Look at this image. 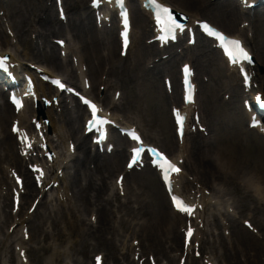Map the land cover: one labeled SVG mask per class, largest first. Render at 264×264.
Listing matches in <instances>:
<instances>
[{
    "label": "rangeland",
    "instance_id": "obj_1",
    "mask_svg": "<svg viewBox=\"0 0 264 264\" xmlns=\"http://www.w3.org/2000/svg\"><path fill=\"white\" fill-rule=\"evenodd\" d=\"M177 1L178 2L181 1V4L185 3L188 7L193 8L191 7V4L187 0H177ZM194 4L196 5L195 2ZM191 11L193 13L199 14L202 17L209 18L214 22L218 23L219 25L226 27L228 29H233L236 26L237 21L230 22L218 10L211 9L207 5L195 7V9ZM263 25L264 23H262L260 29H262ZM258 29H256L257 40L255 42V48L260 56H264V47H263L264 42H263V38L261 39L259 36ZM102 50L103 53L105 52L109 55V58H112L110 60V65H109L111 69V76L117 80L116 81L115 79H113V81L123 90L125 109L127 111L137 113L139 115V117L143 121V125L149 126L150 135H152L155 132L158 133L160 138V144L169 153L173 154L174 152H176L175 145H173V135L168 125V117H169L168 106L166 104V98L162 86V74L163 72L167 73V71L165 70L161 71L158 70V68L149 69L148 67H146L147 64L146 63L145 65L144 64L140 65L139 68L136 70V72L133 75L126 78V81L123 82L120 79V76L123 74V69L121 67L117 68L115 66H112V65L123 66V64H120L115 60V57L117 58V49H115L112 43L110 42V40H108L106 44V50L108 52H106L105 50V45L102 47ZM131 58L132 57H130V59ZM135 58L137 57H134L133 61L135 60ZM130 59L122 61V63L127 62ZM200 59L209 63V64L207 63L206 68H203L205 72H202V74L205 75V78L208 80V82L206 84H203L201 87L202 91L200 95V100L204 108V113H205L204 116L208 123V127L210 130V137L212 138V141L209 147L204 148L202 146V141L198 139L195 143L191 144V147H199L201 152H204L206 154L214 155L216 153L217 154L221 153L223 155L222 158L224 160H230L229 158L231 156H234L235 157L234 164L240 163L245 165L246 167L245 174H240L239 171H233L228 179L221 178L220 179L221 182L217 181L216 188L224 187L225 190L227 191V196L225 198L221 197L217 200L219 202V206L224 205L222 198L235 203V205L238 207L237 213L239 216H241V218H247L249 214H253L254 221L258 225V229L261 231L264 237L263 207L260 206L256 198L253 197L254 194L247 193L248 197H244L242 193H244L245 190L237 186V183L240 182L239 180L246 178L247 177L246 175H251L252 173L251 171L255 169V165H256L255 158L258 156L259 153H261V150L264 149V142H261L260 139L254 133L247 132L245 130L244 123L242 121L240 114L239 99L237 97H233L229 101H225L222 97L223 92H220L216 89L217 85L219 84L218 78H221L220 74L218 73L219 72L218 70L221 69L219 60L215 59L214 57H207L203 55H201ZM170 66L171 64H167L166 69L167 70L170 69ZM51 68L52 67H50V69ZM54 70H56V72L58 73H61L67 78L66 71H61L57 69ZM172 70L173 68L169 72H171ZM175 71H176V66H175ZM68 78L71 77L68 76ZM73 79L74 77L72 76L71 80ZM135 103L137 104L136 109L132 107L133 105H135ZM9 122L10 119H8L6 124L5 121L3 122L0 121V142L2 141V148H3V144L5 143V137L8 134ZM68 129L69 128L67 126L64 127V131L66 133L68 132ZM191 138L192 137L188 138V141H190ZM11 146L13 153L15 154L13 142H11ZM12 150L10 148V153L12 152ZM0 151H1V146H0ZM195 151H194V155H196ZM201 152L198 151L197 154H200ZM114 160H121V156L115 154L110 158L108 157L101 158V161L106 163H111ZM4 163L7 162L4 159H2V163L0 164V166H2ZM123 163H124V157L120 165L121 170L123 167ZM193 168H194V164L192 165V167L188 165L187 170L191 175L195 176L198 179L199 176L201 175V169L197 177L195 175L196 169L194 168L193 170ZM117 173H115L108 180L109 185H112V181ZM134 176H137V178L136 177L132 178L131 176L127 178V185L129 188V192L130 189L132 188V190L135 193H139L140 200L142 201V203L140 201V205L138 206L139 210L138 212H135L136 204L131 203L129 206H123L124 205L123 203H126L127 201L129 202L128 199L120 198L118 196H116L117 198H113V202H112L113 213L111 216V221H112V225L115 226L114 228L112 226V228L108 231L109 232L108 237L109 238L113 237L114 242L116 243V240L119 239L118 237L119 235L128 236L127 246H129V241L131 240L130 238L133 237L132 231L135 230L136 225L142 224L146 226L147 234L150 231L153 232L154 237L157 240V241L151 240L150 243H146L147 250H144L145 256L149 255L150 253H153L154 255H156V257L163 258L168 255L169 245L171 246V251H178L180 249L181 239L179 241V238L181 235L178 233L179 238H177L175 237L174 234L172 236H168V234H165V231L168 230L167 225L169 224L168 205L162 193L160 185L153 176V174L144 171L141 174H134ZM259 177L261 178L264 187V170L261 171ZM199 181L198 182L205 187L206 186L211 187L212 185V182H209L207 178H204V180L200 178ZM226 181H228L227 184ZM134 182L136 183L135 186H134ZM213 195L214 197L218 196L215 194ZM242 199L244 200L240 204V201ZM68 200L72 205H75L76 203L77 206L81 208L80 204L77 203L75 197H73L72 199L69 198ZM60 206L62 205L51 202L48 205H46L47 209H44V212L46 213L49 212V214H51V216L53 217V212H51L53 208L54 215L56 214L57 217V221H58L57 226L59 231L63 229L62 216L65 211L64 208L67 209L69 207V203L66 202L64 204V207L62 208ZM119 206H123V207L119 208ZM215 208L216 206L211 204L210 206H208L207 209L210 211V214H212ZM7 210L8 209H4L5 212ZM41 212L43 214L42 210ZM80 215L82 218L86 220L89 219V214L87 211L81 210ZM3 219L4 218L2 217V210H1L0 212L1 222ZM51 225H53L52 219L50 220L48 218V222L45 225L44 229L49 228L48 229L49 232L50 230L52 231ZM130 225H131V229H129ZM232 226H233L232 232L233 234H235L233 238L234 249H230L227 246H224L227 254L226 255L227 258H225V261L230 263L229 261L235 260L234 262H232V264H234L235 262L240 261L242 259L243 256L242 253L246 251L247 255L250 254L252 256L255 254L253 262L251 264H254L256 261H258L259 264H264L263 261L264 240L262 242H259L256 239H254L249 233L244 231L241 228L240 224L236 221L232 222ZM216 227L217 229H219L218 226ZM56 232L57 229L55 228L51 233L55 234ZM242 235L245 238L241 237ZM89 239L90 238L88 236L87 230H83L78 235L75 236V240H74L75 244L71 249V255H72V259L77 261L78 264H87V259H88V264H92L91 257L95 253H91L92 251L86 247L87 245L91 246L93 243L92 241H89ZM220 239L214 240L212 244L218 245L220 243ZM29 245L34 247H41L44 244L40 242L37 246L31 243ZM205 248H207V246H205ZM84 250H86V252H83ZM234 251L236 252V255L233 254ZM119 254H121V252L118 253L117 256H119ZM36 256L38 259L34 258V262H32V264H43L45 262L46 255H43L42 253H37Z\"/></svg>",
    "mask_w": 264,
    "mask_h": 264
},
{
    "label": "bare ground",
    "instance_id": "obj_2",
    "mask_svg": "<svg viewBox=\"0 0 264 264\" xmlns=\"http://www.w3.org/2000/svg\"><path fill=\"white\" fill-rule=\"evenodd\" d=\"M84 2H85V0H65V4L71 5L74 10L76 9V7L79 4H82ZM10 9L13 12V14L15 15L14 28L17 31L18 37L22 41H23V36L26 34V29L28 26V21H29L28 16H34L37 13H39V11L45 10L41 0H14L13 6L11 8H9V10ZM45 14H47L49 16L52 15L51 9L50 8L47 9ZM142 14L145 15L143 12H142ZM74 17L78 18L79 16L74 14ZM140 23H142V24L140 25V33H139V37L137 38V41L142 40L143 37H145V35L149 34V29H150L148 22L146 23L143 21ZM69 27H71V26H69ZM71 30L73 31V36L79 39V35H74L75 30L74 29H71ZM81 31L83 34L80 37H83V39H84L82 44L86 45L87 49H89L90 51L93 50L94 45L97 44V42H98V38H97V35L95 33L96 30H94L93 27L91 28V25H90V27H88V28L82 27ZM2 40H3V38L0 34V41L2 42ZM51 57L54 58L56 61V56H55L54 52H53V55ZM12 59L14 60L13 57H12ZM38 87L43 88V85L39 84ZM41 95H45V94L43 92H41ZM3 107H4V112L6 114H8L9 109H8L7 105L4 104ZM1 109L2 108L0 107V117H2ZM79 111H80V109H79ZM80 115L81 116L83 115L82 111H80ZM15 119H18L19 122L21 121V124L23 125V119L21 118L20 115L18 117H16ZM47 119L53 121L51 115H48ZM86 139L87 138H85V137H83V139H81L83 146L79 147L81 149V154L83 157L81 160L82 164L84 165V163L85 162L87 163V161H89V162L94 161L97 164V166L96 165H94V166L98 167L99 163H98V161H96V157H91L90 155H88V152H86L85 145H84ZM176 160L179 161L180 158H178ZM199 161L202 163V165L200 167L203 170L207 171L208 172L207 174H210L208 177L214 178L218 175H222L224 172H229V171L233 172V170H235V169H233L232 165L231 166H229V165L221 166L219 163L215 164V160L209 159L208 157L200 158ZM261 161H262V159L260 158V163H261ZM13 164L15 166L17 164H19V158H16L14 156V163ZM113 168H118V165L114 163V164H111L109 166L108 165L107 166L106 165L99 166L97 168V172H99V178L103 181L104 180L103 177L105 176L103 174V171L106 174V172L108 170L113 169ZM77 170L78 169H76V171ZM76 171H75V176L78 175V172H76ZM236 171H240V169H238ZM211 172L213 173V175L211 174ZM51 176H52V180L56 181L55 174H52ZM75 178L76 177H73V179H75ZM252 179L253 180H250L249 184H247V185H248V187L250 185L252 188L253 187L255 188L258 178L256 175H254V178H252ZM74 183H75V181L73 180V182L71 183V187L74 185ZM74 188H77V192L82 194V199L80 202L82 203L83 206H86V207L93 206L97 209V216H98L97 217V223L93 229V232L96 235L95 241L97 243V247L99 250L98 249H93V250H98V251L104 252L106 254L107 258L114 261L116 258L115 257L116 256L115 245L111 241L109 243V241H107V239L105 238V235L103 234L104 223L106 221V218H110V211L106 210V206L109 205V203H105L104 205L101 203L102 196L104 194V190H101V187H99L98 184L95 182V180L92 178L85 179L83 184L78 183V185H75ZM31 193H32L31 195L34 194L33 189H31ZM91 193H93L95 195L94 197L96 199L95 202L98 203L97 205H95V203L91 204V201H93V199H94V197H91ZM69 213L71 215L68 217L69 218L68 221L65 220V224L67 226H70L71 228H73V230L76 232V230H78V228L82 225V221L76 215L78 213V211H76V209L74 207H72L69 210ZM171 215L173 217H180V219H182L181 216H178L177 214H175L173 212L171 213ZM172 224L174 226L173 221L170 222L169 226H171ZM173 226H172V229L174 230ZM107 227L110 228V226H107ZM163 228H164V226H163ZM33 230H34L33 238H37L40 235L43 236L44 241L49 238V235L44 233V230L40 225L33 226ZM106 230H107V228H106ZM141 232L143 234H145V227L141 228ZM138 233H139V231H138ZM145 236H146L147 241H148V239H150V237H151V239L152 238L155 239L154 233L151 231L149 232L148 235L146 234ZM62 237L63 236H61L60 234H57L56 241L60 242L62 240ZM125 244H126V242L123 241L121 246L124 247ZM43 251H44V253H48L49 251H51L50 256H49V261L52 264H63V258L62 257L65 256L64 252H60L58 249H54V248H50V247L44 248ZM10 261H11V263L14 262V258L12 256L10 257Z\"/></svg>",
    "mask_w": 264,
    "mask_h": 264
},
{
    "label": "snow or ice",
    "instance_id": "obj_3",
    "mask_svg": "<svg viewBox=\"0 0 264 264\" xmlns=\"http://www.w3.org/2000/svg\"><path fill=\"white\" fill-rule=\"evenodd\" d=\"M94 2H98V0H94ZM111 3L112 0H109ZM117 4H119L121 7L123 6L124 0H115ZM150 6L154 9L155 12V21L158 30L164 34V37H171L172 39H175V32L177 30L183 31V25L177 22V19L172 14V11L162 4L158 3V0H149ZM123 16V27L124 31L122 33V39L124 47L127 48L128 46V29H129V22L127 18L126 13H122ZM61 18L63 19V13L61 12ZM203 30L210 36L215 37L217 40L221 42V46L223 47V50L225 54L229 57L231 61H236L238 59L248 60L249 55L248 53L243 49L240 42L237 40H226L225 37L217 32L212 31L208 25H203ZM58 43L63 46V41H59ZM5 61L0 60V67L4 65ZM184 72L187 75H189V69L186 67L184 69ZM53 83L61 90H65V85L61 83L59 80L53 81ZM68 91H72L71 89H68ZM187 102H192L191 95L187 96ZM81 100L83 104H85L88 109L91 112V124H95L98 128L101 125H104L107 123L106 120L101 118L98 115V112L100 111L95 104L90 102L89 100L85 99L84 97H81ZM13 104L16 105L17 110L21 107V104L19 101H17L15 98L12 100ZM177 125H178V134L182 137L183 136V118L177 114ZM14 132H17L18 130L14 127ZM104 133L102 132L100 135V138L96 141L97 143H101L104 140ZM131 138L134 141H137L138 143L142 144V141L139 136H137L135 133L132 134ZM30 147V145H29ZM111 149H109L110 151ZM151 154L155 157V159L152 161L153 167L158 169L159 173L161 174L162 180L165 185H169L170 181V175L171 174H179L181 169L176 167L173 163L169 161V159L162 153L158 152L156 149L150 150ZM142 155V150L140 148L133 149L132 159L128 164L129 169H133L135 165L139 163V157ZM37 171H40L37 169ZM43 173L41 172V176ZM122 181V178H121ZM121 181H118L120 183ZM172 205L174 209L182 214L191 215L195 209L192 207L186 205L180 198L176 197L175 195H172ZM193 236V231L191 228L188 229L186 232V244L191 241V238ZM97 264H100V258L97 257Z\"/></svg>",
    "mask_w": 264,
    "mask_h": 264
}]
</instances>
